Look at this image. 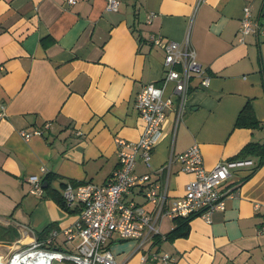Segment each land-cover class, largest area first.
Segmentation results:
<instances>
[{
    "label": "crops",
    "instance_id": "obj_1",
    "mask_svg": "<svg viewBox=\"0 0 264 264\" xmlns=\"http://www.w3.org/2000/svg\"><path fill=\"white\" fill-rule=\"evenodd\" d=\"M194 3L119 0L118 9L110 10L107 0H0V255L47 237L51 229L58 232L53 248L73 251L80 242L66 240L64 233L76 225L78 211L62 207L55 195L64 181L105 184L119 164L117 138L141 136L136 95L149 82L159 84L163 74L164 51L149 41L153 33L178 42L188 34L210 80L198 87L199 79H191L178 121L173 83L167 85L164 95L173 105L149 164L138 159L136 173L160 179L155 170L169 155L193 144L211 169L247 143L264 141V33L251 32L243 40L238 34L244 6L264 25V0H206L189 25ZM245 107L259 126L236 124ZM45 121L51 125L41 135L21 136L20 130ZM257 161L251 155L237 159L222 186L226 207L213 212L210 222L191 216L186 235L169 236L177 222L162 220L165 237L156 249L170 253L171 260L142 261L134 239L113 237L108 245L116 261L264 264V163L256 166ZM170 172L169 196L180 197L193 174L181 171L177 160ZM31 174L47 182L45 196L29 192ZM138 192L126 199L143 201Z\"/></svg>",
    "mask_w": 264,
    "mask_h": 264
},
{
    "label": "built area",
    "instance_id": "obj_2",
    "mask_svg": "<svg viewBox=\"0 0 264 264\" xmlns=\"http://www.w3.org/2000/svg\"><path fill=\"white\" fill-rule=\"evenodd\" d=\"M75 2L66 0L67 4ZM205 2L195 0L189 25ZM118 5L119 0H107V8L110 10H117ZM152 16L153 13H150L147 21ZM251 32L264 33V25L251 17L249 6H244L238 29L239 40ZM149 41L164 51L163 74L159 84L149 82L136 95L135 106L144 121L141 136L137 141L117 138L119 164L105 184L68 181L60 190L65 208L78 211L76 225L64 230L66 240L79 237L80 242L73 251L53 248L50 244L58 232L51 229L47 237L34 238L28 245L0 255V264H51L54 260H69L75 264H119L108 245L113 237L134 239L133 250L141 252L142 261H167L173 256L156 249L165 237L161 233L162 220L199 215L210 222L213 212L225 209L226 192L222 186L236 161H220L211 169H206L197 144L176 155L171 153L166 163L155 170L161 174L160 179H153L150 173L135 172L138 159L149 164L152 151L162 135L166 112L173 105V98L164 95L167 85L173 83L172 94L178 104V121L186 110L191 79H199L198 87L208 86L210 80L209 74L197 60L196 50L188 34L183 42H178L153 33ZM50 125V121H45L42 126L32 130H20V134L30 139L33 135H41L42 129H49ZM175 160L179 161L180 170L192 173L193 178L186 183L182 196L170 198L168 178L171 164ZM40 171L44 173L46 168L41 166ZM26 180L30 184V193L37 196L44 193L41 175L31 174ZM134 189L139 190L138 194L143 201L126 199Z\"/></svg>",
    "mask_w": 264,
    "mask_h": 264
},
{
    "label": "trees",
    "instance_id": "obj_3",
    "mask_svg": "<svg viewBox=\"0 0 264 264\" xmlns=\"http://www.w3.org/2000/svg\"><path fill=\"white\" fill-rule=\"evenodd\" d=\"M237 125H243V126H249V127H255V126H259V122L254 119L253 117V113L252 111L248 108L245 107L241 113L239 114L238 118H237ZM256 156L258 157V161H257V165L259 166L262 163H264V141H262L261 143H256V142H250L247 143L246 145H244L241 150L232 158H230V161H237V159H244L247 156ZM45 181L49 180V177L46 176ZM66 182H62V184L64 185ZM48 186H45L44 189H47ZM55 199L59 202V204L65 208L64 203L62 201V198L59 195H55ZM71 212H73L76 209H69V208H65ZM188 219L189 218H175L174 221L177 222V225L172 229V231L169 233V236H184L187 234L188 232ZM47 235V234H46ZM39 238H41V235L38 236Z\"/></svg>",
    "mask_w": 264,
    "mask_h": 264
},
{
    "label": "water",
    "instance_id": "obj_4",
    "mask_svg": "<svg viewBox=\"0 0 264 264\" xmlns=\"http://www.w3.org/2000/svg\"><path fill=\"white\" fill-rule=\"evenodd\" d=\"M46 184H47V182H45V183L43 184V186L45 187V186H46ZM42 195H43V196H45V193H43Z\"/></svg>",
    "mask_w": 264,
    "mask_h": 264
}]
</instances>
